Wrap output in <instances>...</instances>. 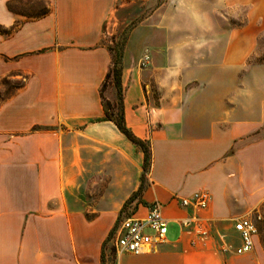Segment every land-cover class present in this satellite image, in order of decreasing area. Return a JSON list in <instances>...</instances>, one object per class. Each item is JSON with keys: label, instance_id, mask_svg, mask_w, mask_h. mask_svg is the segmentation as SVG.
Returning <instances> with one entry per match:
<instances>
[{"label": "crops", "instance_id": "0c3cea01", "mask_svg": "<svg viewBox=\"0 0 264 264\" xmlns=\"http://www.w3.org/2000/svg\"><path fill=\"white\" fill-rule=\"evenodd\" d=\"M18 1L0 0V79L26 76L0 105V264H264V65L249 63L264 0H43L51 12L38 19L8 8ZM242 8L239 27L213 23ZM119 15L140 20L123 43L121 89L126 126L151 154L132 200L145 155L105 118L100 93ZM174 33L193 34L181 56ZM211 34L223 47L197 50ZM104 96L117 103L112 80ZM199 192L207 209L182 205ZM153 203L174 233L117 255L120 221ZM238 219L258 230L242 255Z\"/></svg>", "mask_w": 264, "mask_h": 264}, {"label": "built area", "instance_id": "2783aa9c", "mask_svg": "<svg viewBox=\"0 0 264 264\" xmlns=\"http://www.w3.org/2000/svg\"><path fill=\"white\" fill-rule=\"evenodd\" d=\"M184 207L192 206L205 210L210 204L208 193L199 192L190 198H182ZM186 230H195L201 236H207L208 231L197 222L196 218H186L181 222ZM169 221L163 216L159 203H153L144 218L126 217L122 219L115 231V247L117 255H143L153 247L165 242L168 234ZM240 233L243 244L236 253L242 255L253 250L254 236L258 233L255 223L248 219H238L235 225ZM228 250V248H226Z\"/></svg>", "mask_w": 264, "mask_h": 264}, {"label": "rangeland", "instance_id": "374dc122", "mask_svg": "<svg viewBox=\"0 0 264 264\" xmlns=\"http://www.w3.org/2000/svg\"><path fill=\"white\" fill-rule=\"evenodd\" d=\"M24 2L21 4H18L15 6V9L18 12H21L22 14H26L27 16L34 15L36 12H39L42 9V6L36 4L37 2L35 0H31L32 2H28V0H23ZM142 15L139 16L141 18L147 17L151 10L147 9L146 5H142ZM246 10L245 9H231L226 10L223 15H220L219 17H216L213 19L214 24H218L221 27H224L225 30H231L235 27H239L240 25L244 24L245 22V16ZM25 18H22L20 21L24 20ZM140 19V18H139ZM138 18L133 21L130 25H126L122 22V15L114 17L113 23H116V33L109 37V47L113 48L114 50H121L123 48V43L127 39L126 35L133 29V26L137 25ZM168 33H161L157 36L159 37V40H161L162 45L166 41L168 37ZM174 36H181L185 37V39L181 40L180 42L177 40V46L175 48L176 55L181 56V51H184L186 47L192 46L193 41H191L190 36H193V34H178L174 33ZM218 34H211L210 35V43L208 44L209 49L215 48L220 46L223 47V43H220V45L215 41ZM110 41H113V43H110ZM147 60H149L148 55L145 57L144 61H142V65H144V62L146 63ZM250 64H260L264 65V37L259 42V47L255 54L251 57L249 60ZM26 76H22V78H16V79H8V78H1L0 79V105L3 103H6L9 101L13 95L16 94L19 87H22L24 85V79ZM107 90V88H106ZM170 229V231H169ZM169 235L171 236L174 233V227L168 228ZM108 248V247H107Z\"/></svg>", "mask_w": 264, "mask_h": 264}, {"label": "trees", "instance_id": "16d2710c", "mask_svg": "<svg viewBox=\"0 0 264 264\" xmlns=\"http://www.w3.org/2000/svg\"><path fill=\"white\" fill-rule=\"evenodd\" d=\"M40 6H42V9L39 12H36L34 15L29 16V19H38L41 17H44L48 15L51 11L48 5L43 1V0H35ZM32 2V1H30ZM21 4L20 1L17 2V4ZM8 8L11 11H14V3L10 2L8 4ZM19 25L16 24L15 28L18 27ZM1 27H0V32H1ZM112 55V67L109 73L107 74L103 85L100 89L101 93V98H102V106L105 112V118L108 121L113 122L118 130L133 144L139 146L142 151L144 152L145 155V161L143 165V176H142V181H141V186L139 190L132 196L131 200L134 199L135 197L140 196L144 189H145V175L146 172L148 171L150 167V162H151V154L149 151V147L136 138L133 133L127 128L126 123H125V118H124V105H123V98H122V89H121V50H114L113 48L109 49ZM114 83L116 89H117V103L113 104L109 100H107L104 96V92L106 88L108 87L109 83L111 82ZM104 260V256H103Z\"/></svg>", "mask_w": 264, "mask_h": 264}, {"label": "clouds", "instance_id": "9594fccd", "mask_svg": "<svg viewBox=\"0 0 264 264\" xmlns=\"http://www.w3.org/2000/svg\"><path fill=\"white\" fill-rule=\"evenodd\" d=\"M208 44H209V40H207V39H205V40H203V42L202 43H200V44H197L196 45V48H197V50H199V49H202V48H204V47H206V46H208ZM210 50V49H209ZM179 63V62H178ZM175 75H179V73L177 72V73H175Z\"/></svg>", "mask_w": 264, "mask_h": 264}]
</instances>
